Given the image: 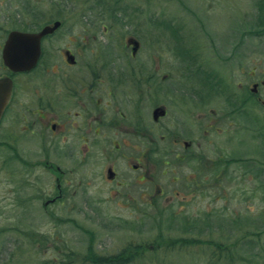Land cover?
<instances>
[{
  "label": "rangeland",
  "instance_id": "obj_1",
  "mask_svg": "<svg viewBox=\"0 0 264 264\" xmlns=\"http://www.w3.org/2000/svg\"><path fill=\"white\" fill-rule=\"evenodd\" d=\"M95 1L0 0V65L9 30L36 31L60 19L62 26L44 41L42 74L70 67L67 49L78 67L95 57L98 68L108 62L115 75L142 68L139 77H156L154 103L167 105L170 113L154 126V103L148 95L142 100L143 123L150 124L142 140L131 137L142 149L132 160L95 155L83 163L77 156L42 155L31 142L24 145L30 151L13 156L0 145V264H68L70 256L73 264H264V231H258L264 175L254 171L264 167V34L253 33L260 20L264 28L261 0H124L129 10L122 24L113 21L111 10L101 15L90 8ZM130 37L140 41L136 55ZM211 84L217 95L209 86L202 90ZM123 90L119 100L127 102L134 90L126 83ZM107 101L112 107V98ZM214 124L216 132L209 128ZM0 140L6 144L7 136ZM185 140L194 143L188 151ZM138 160L149 161L141 183L137 176L144 170L131 168ZM113 162L119 178L110 183ZM48 163L69 174L64 202L45 207L58 193V173ZM161 193L159 209L150 200ZM167 206L180 219L174 230L165 224L159 230L155 216H142ZM239 216L248 225L239 224L226 237ZM181 220L199 224L202 234H184ZM247 238L253 247H241Z\"/></svg>",
  "mask_w": 264,
  "mask_h": 264
},
{
  "label": "flooded vegetation",
  "instance_id": "obj_2",
  "mask_svg": "<svg viewBox=\"0 0 264 264\" xmlns=\"http://www.w3.org/2000/svg\"><path fill=\"white\" fill-rule=\"evenodd\" d=\"M52 23H46L42 27ZM53 35L55 33L43 39L41 59L38 65L31 70L14 71L7 67L2 59L0 78L9 79L12 82L13 89L12 96L0 122V139L1 135L7 136L6 144H2L0 140L2 149H6L11 155L17 156L24 154V151H30L31 149L24 147V145L31 142V144L40 146L39 152L42 155L77 156L83 163L89 162L95 155H104L105 159L118 156L129 160H132V155H141V146H137L136 142H131V137L142 140L143 134L148 133V129L144 125L151 123L157 126L170 113L167 105L154 103L157 101V99L154 101L156 94L154 93L155 84H153L156 77L153 74H149L146 79H144V75L139 77L142 68L134 69L135 73L130 70L128 74L120 70L115 75L111 72V68L106 67L108 62H103V67L98 68V63L94 62L95 57H92L93 60L91 59L83 67H78L79 63L76 55L70 49L65 52L66 61L70 67H50L45 70L50 72L48 76L42 74L40 65L45 55L44 41ZM129 40L130 38L127 41ZM3 46L1 47V58ZM131 47L132 55H136L137 52L134 53L133 46L131 45ZM69 57H71V60ZM158 70L159 68L154 69V71ZM125 83L134 90L132 93L129 92L131 98L127 102L126 100H119V95L122 94L121 90L124 89ZM261 83L264 84V81ZM255 84L258 87L260 86V82H255L253 86ZM208 86L217 95V88L212 84L202 86V90ZM256 89L254 92V88H252L254 94L259 92V88ZM147 95L154 103V109L152 111V121L146 124L143 123L141 102ZM108 97L113 100L112 107L108 106L111 103L108 101L109 104L106 103ZM160 108L164 109V115L156 114ZM215 119L218 118L215 116ZM214 123L218 125L220 121L215 120ZM209 128L215 130V132L218 129L216 124L209 126ZM172 135L176 137L172 144H178L175 129L172 130ZM111 140H119V143L116 145L114 141V144H112ZM184 145L188 151L194 143L185 140ZM188 155L190 154L180 157V161L187 160ZM177 157L179 156L177 155ZM147 163H149L148 160ZM146 164H142L138 160L137 163L131 165L134 171L144 170L143 173L141 172L137 176L140 183L145 181L146 167L149 166ZM47 165L51 170L58 173L56 174L58 193L53 199L44 203L45 207L50 204L64 202L65 190L63 183L67 181L66 178L69 174L67 172L69 170L64 169L61 165L49 163ZM118 178L119 171L117 165L113 162L108 166L107 179L108 182L112 183ZM162 196L161 193L152 197L150 203L158 208ZM169 206L165 208H169ZM162 209L155 212L154 215L146 216V214H142V216L145 220H151L155 216L156 226L159 229V225L163 226L167 223V217L175 215L173 212H163L165 209L163 207ZM138 220L142 222L141 218ZM143 224L145 225L147 222ZM134 229L143 231L142 226L135 225ZM160 247L162 245H158L157 248ZM74 260L70 259L68 264H73Z\"/></svg>",
  "mask_w": 264,
  "mask_h": 264
},
{
  "label": "water",
  "instance_id": "obj_3",
  "mask_svg": "<svg viewBox=\"0 0 264 264\" xmlns=\"http://www.w3.org/2000/svg\"><path fill=\"white\" fill-rule=\"evenodd\" d=\"M61 21L57 20L54 25H47L38 32H24L13 30L9 33L8 39L3 48V59L5 64L14 71H28L33 69L41 56V42L44 36L53 33L60 27ZM133 44V52L139 48V41L135 38L129 40ZM71 60V57H69ZM73 60V58H72ZM255 85L254 90H256ZM12 94V82L7 78H0V120L6 105ZM164 115L165 111L160 108L157 115Z\"/></svg>",
  "mask_w": 264,
  "mask_h": 264
},
{
  "label": "trees",
  "instance_id": "obj_4",
  "mask_svg": "<svg viewBox=\"0 0 264 264\" xmlns=\"http://www.w3.org/2000/svg\"><path fill=\"white\" fill-rule=\"evenodd\" d=\"M124 1V0H97L95 1L96 3H94L90 8H93L94 10L96 11H100L101 15H105L107 12H109L107 9L111 10L112 13H111V18H113L114 22L117 24V23H120L122 24L123 22V19H124V16H126V14L124 12H127V10H129V6L127 5H124L122 4L121 2ZM261 4L264 6V1L261 0ZM31 8L29 6L26 7V10H30ZM107 11V12H106ZM124 11V12H123ZM259 16V15H258ZM260 17V16H259ZM258 17V18H259ZM261 17L258 19L260 20ZM261 22L258 23L257 25V28L255 29V31L253 32L255 35H258V34H264V28H263V20H260ZM112 25V24H111ZM110 25V26H111ZM110 28V27H108ZM250 31V30H249ZM249 31H246V33L248 34H252L250 33ZM244 32V34H245ZM250 115V113L248 112H244L242 113V116L245 118L246 116ZM262 146V152L264 153V142L261 144ZM249 159V158H248ZM248 159H245L246 161ZM249 161V160H248ZM250 166H255L257 165V163L255 161H251ZM255 170L254 171H257L258 172V175L259 177L261 178V175H264V167L262 165L260 166H255ZM262 188H264V185H262ZM17 202V205L18 206H22L24 205L23 203H21L18 199L16 200ZM163 212H167V213H172L173 211H171L169 208H165V210ZM174 213V212H173ZM167 223L165 224L167 227V230H174V226L176 224H179V221L180 219H178L177 217H175V215H170L169 217H167ZM241 217L239 216L238 218H236L235 220L232 219V221L230 222L229 224V230L230 232L227 231V234L225 235L226 237L230 238V235H233L232 232L234 231V229H236L238 227L239 224H245V225H248V222L246 223H242L241 221ZM198 221H200V219H198ZM197 221V222H198ZM220 221V220H219ZM181 223L184 224L183 227H182V231L184 234H202V231L200 229L201 226H199V224L195 225L196 223L194 222H189V221H186V220H181ZM164 225V226H165ZM245 225H242V226H245ZM15 228H20L19 225H14ZM162 225H159V230H162V228L164 227ZM240 226V225H239ZM241 226V227H242ZM264 227V219H263V225H262V228ZM261 227L259 226L258 227V231L259 233L263 232L264 230H259ZM16 230V229H15ZM161 240L163 241V238H161ZM2 243H0L1 245ZM162 245V243H159ZM18 244H16L17 246ZM241 247H253L255 245V241L251 238H247L245 239V241L242 242V244H240ZM31 247V246H30ZM254 249V248H253ZM22 252L21 250L18 252V254ZM3 253V251L1 252ZM17 255V254H16ZM16 255L14 257V260H18L19 258H16ZM70 258L72 259V257L70 256ZM55 263V262H54ZM54 263H49V261H44L43 263H40V264H54Z\"/></svg>",
  "mask_w": 264,
  "mask_h": 264
}]
</instances>
